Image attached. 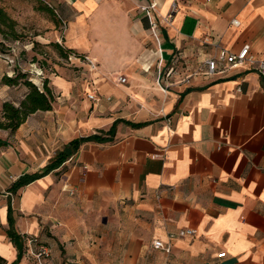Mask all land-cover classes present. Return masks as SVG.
Segmentation results:
<instances>
[{
	"label": "crops",
	"instance_id": "1",
	"mask_svg": "<svg viewBox=\"0 0 264 264\" xmlns=\"http://www.w3.org/2000/svg\"><path fill=\"white\" fill-rule=\"evenodd\" d=\"M44 1L65 23L69 47L96 63L93 89L73 101V81L53 73L52 109L31 113L14 132L0 128L5 264L19 253L8 234L10 198L19 264L32 263L40 241L50 249L45 264H100L102 249L107 264H163L169 255L177 264H264V0H129V11L119 0ZM151 3L156 12L143 9ZM246 45L254 62L219 61L204 73L219 47L239 53ZM0 88V116L4 101L18 106L28 93L21 84ZM117 119L112 140L87 141L59 168L8 191L71 140ZM187 228L196 235L172 239L169 254L153 247Z\"/></svg>",
	"mask_w": 264,
	"mask_h": 264
},
{
	"label": "rangeland",
	"instance_id": "2",
	"mask_svg": "<svg viewBox=\"0 0 264 264\" xmlns=\"http://www.w3.org/2000/svg\"><path fill=\"white\" fill-rule=\"evenodd\" d=\"M118 3H121L122 6L125 5L124 9L127 8V11L135 10L133 3L129 0H119ZM1 11L7 13L9 18L16 23L13 30L0 21V75L8 74L14 76L16 72H21L26 74L27 77L25 78L43 88L46 79H48V85H51L49 77L53 76V73L57 72L63 75L65 73V76L73 81V101L75 99L79 101L81 97H86L87 86L91 90L93 89L91 88L92 80L90 79L92 69H90L91 64L86 65L84 63L85 60L82 58V54L87 53L90 55V53L84 49L69 47L65 41L67 27L55 10L47 2L45 3L44 0H0V14ZM15 32L18 34V38H15ZM59 46L63 51L71 49L73 51H69L68 54L61 53ZM75 52L80 53L81 60L73 59L75 58L73 54ZM91 68L93 67L91 66ZM129 73L130 71L128 70L125 75L131 78ZM165 77H167L166 74ZM2 85L1 78L0 87ZM21 85L22 87H27L24 84ZM27 89L29 91L28 87ZM0 91L2 92V88H0ZM158 105L160 104L157 99L152 100L150 98L147 107L155 110ZM138 106L140 107L139 104ZM10 180H13L12 177H10ZM99 223L101 226L104 222L101 220ZM40 242L38 247L33 249L34 254H31V264H40L35 255L39 250V246L45 244L42 241ZM110 243L100 242L101 246H108ZM106 250L102 249L99 254L100 264H107ZM174 259V257L172 258L169 255L161 263L177 264ZM42 261L45 264V261ZM180 264L188 263L185 259H182Z\"/></svg>",
	"mask_w": 264,
	"mask_h": 264
},
{
	"label": "trees",
	"instance_id": "3",
	"mask_svg": "<svg viewBox=\"0 0 264 264\" xmlns=\"http://www.w3.org/2000/svg\"><path fill=\"white\" fill-rule=\"evenodd\" d=\"M54 12L53 10H50ZM0 21L4 24H7L14 30L15 21L9 18L8 14L4 11H1ZM15 38H18L17 32H15ZM61 53L68 54L69 51H73V49L68 51H63L59 46ZM78 54V53H76ZM26 74L21 72H16L14 76L4 75L2 78L3 84H8L11 86L24 84L29 88L28 93L25 98L20 102L17 106L14 102L10 100H6L3 102L2 116H0V128L9 129L11 132L16 131L20 125L27 119V117L38 110H51L54 102V94L50 86L48 85V79L44 81L43 88H40L38 85L33 83L31 80L25 78ZM264 83V80L262 79ZM117 121L114 122L111 129L109 130H98L93 134L81 136L71 140V142L67 143L61 150L57 151L55 156L52 157L49 163L43 168L41 172L34 173H26L20 176L17 180H15L12 185L9 187V192L11 194H16L19 189L30 184L36 179L51 173V171L59 168L63 165L69 158H71L81 147L83 143L87 141H96V142H107L113 139L115 134ZM12 199L10 198L9 202V236L15 243V245L19 249L17 259L11 264H19L22 255H23V241L22 237L16 229L15 220L13 216V209L11 206ZM6 260L3 257H0V264H5Z\"/></svg>",
	"mask_w": 264,
	"mask_h": 264
},
{
	"label": "built area",
	"instance_id": "4",
	"mask_svg": "<svg viewBox=\"0 0 264 264\" xmlns=\"http://www.w3.org/2000/svg\"><path fill=\"white\" fill-rule=\"evenodd\" d=\"M143 9L144 10H152L153 9L154 12L157 11L155 3H151L150 5L145 6V7H143ZM171 16L172 15L170 14L169 17H171ZM158 17L151 22V28H152V31L155 35H157L160 31V23L161 22H159ZM233 22L236 25L239 24L238 20H234ZM73 54L75 55V57L81 56V55H78L76 53H73ZM86 59H87V57H86ZM219 61H224V62L229 63L232 66H235V65H239V64H244L245 62H254V56L250 52V46L249 45L244 46L239 53H234L228 49H225L224 47H219L218 53L216 56L209 57L204 61V65L202 66V68H204V70H205L204 73H206L208 75L214 74L217 70ZM89 62L93 68L96 67V63L93 60H89ZM257 66H258V72L261 76V79L264 80V60L258 61ZM174 70H175L174 67L170 68L169 71L166 73L167 77L171 76V74ZM117 79L120 82H126L127 81V78L123 75H119L117 77ZM168 89H169V87L167 85L163 86V90L165 92H167ZM89 99L94 100L95 96L90 94ZM168 120L170 122L171 118L168 117ZM196 233H197L196 229H194V228L182 229L177 233H170L169 234L170 239L167 243H165L161 240H154L153 241V247L155 249L164 250L165 252L170 253V251H171V240L172 239H175V237H177V236H187V235L195 236ZM35 255L38 258L40 264H43V261H42L43 258L50 256V249L48 248L47 245L41 244L39 246L38 252Z\"/></svg>",
	"mask_w": 264,
	"mask_h": 264
}]
</instances>
